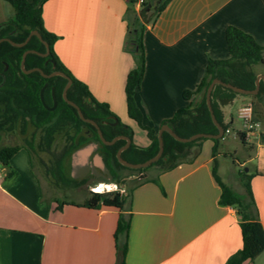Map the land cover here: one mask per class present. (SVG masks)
Here are the masks:
<instances>
[{
    "label": "crops",
    "instance_id": "0c3cea01",
    "mask_svg": "<svg viewBox=\"0 0 264 264\" xmlns=\"http://www.w3.org/2000/svg\"><path fill=\"white\" fill-rule=\"evenodd\" d=\"M140 7V0H45L41 14L45 29L57 35L53 50L63 65L132 129L135 144L147 146L145 130L128 116L124 92L126 75L134 66L125 49L126 34ZM148 15L147 23L141 21L144 72L135 101L142 123L156 131L195 101L197 93L189 99L182 93L200 83L208 59L229 56L228 25L264 45V0H170L159 13ZM251 68L255 76L264 74V57ZM247 98L237 93L219 108L231 121V132L229 106L238 101L240 118L239 106L252 104V127L243 123L235 133H243L242 148L250 150L244 165L253 174L250 186L264 231V110ZM212 144L202 141L194 160L158 171L159 184L140 181L129 189L121 210L129 215L124 264H226L241 248L237 209L218 202L221 190L212 173ZM9 169L14 172L5 176ZM215 171L218 175L216 162ZM118 213L116 208L74 204L57 208L53 199L44 200L30 153L22 146L8 167L1 165L0 264H116ZM241 264H264V250Z\"/></svg>",
    "mask_w": 264,
    "mask_h": 264
},
{
    "label": "trees",
    "instance_id": "16d2710c",
    "mask_svg": "<svg viewBox=\"0 0 264 264\" xmlns=\"http://www.w3.org/2000/svg\"><path fill=\"white\" fill-rule=\"evenodd\" d=\"M13 8V18L0 23V37H9L15 42H21L25 39L30 30L36 29L44 41L49 45L47 56H41L37 53H28L25 57V68L34 66L41 67L44 72L50 70H61L68 75L72 83L67 91V97L74 101L80 107L84 116L98 122L105 139H111L120 132V127H124L127 135L132 139V129L123 124L119 118L112 113L108 105L97 101L89 91L87 85L75 78L67 67L63 65L53 50V43L57 35L45 29L42 19V4L45 0H4ZM170 0H161L153 14L159 13ZM141 5L146 4L147 0H140ZM144 24L139 17L135 15L128 26L126 34L125 49L130 52L134 58V66L130 69L125 78L124 92L126 100V109L128 116L132 118L137 125L144 129L149 144L139 146L133 142L122 150L121 156L131 162H140L154 155L158 149L157 131L142 123V112L135 101V91L139 87L144 72V47L142 40V31ZM225 39L228 46L229 56L223 59L209 58L205 74L200 83L194 90H184L182 95L189 99L194 93H201L200 99L194 104L191 102L178 109L171 118L163 122L173 129V131L182 137L190 136L196 132L216 133L217 128L212 121L205 93L209 82L214 77L223 81L230 82L242 88H254L255 73L251 65L264 57V45L259 44L248 32L234 26L228 25L225 29ZM25 49H35L40 52L45 51V45L36 36L32 35L27 43L21 47L12 45L9 41L0 42V137L5 129H14L17 125H25L31 122L35 127H41L44 135V144L49 146L53 135L65 128H73L72 140L56 163V174L63 183H76V179L70 174L65 173L66 160L69 154L77 147L96 141L100 152L110 158L116 167H125L116 158L117 148L124 142L117 140L111 145L101 142L96 128L90 123L81 119L77 110L68 104L62 97V88L66 79L62 76L51 78L42 77L38 71L24 73L20 68L22 52ZM45 81L54 86V94L57 104L54 109L48 110L40 99L39 91ZM237 92L220 84H215L211 91V106L216 117L224 130L229 128L231 121H226L219 108V98L233 97ZM252 100L255 99L264 105V83L260 80L257 93L247 94ZM43 97L46 103L50 102V90L44 91ZM117 119V124L108 126L101 124L100 120ZM243 144V133L237 132ZM76 138V139H75ZM199 137L190 141H179L170 135L167 131L162 132L163 152L162 155L150 165L141 168H130L142 171L152 166L159 167V172L173 168L182 162H191L198 155L202 139ZM212 140L211 155L214 160L212 173L214 179L220 187V197L218 202L221 205H230L237 209L239 214V225L242 235V246L233 253L226 264H241L247 259H253L262 250H264V231L261 223L258 221L255 209V201L250 186L252 173L240 171L241 181L244 186V193L237 194L229 184L224 182L216 174L215 162L218 154L220 138H210ZM132 141V140H131ZM25 146L31 156L32 144H14L0 146V165L9 166V160L17 150ZM224 154V153H223ZM127 167V166H126ZM14 171L7 170L5 176H10ZM116 173L113 175V177ZM158 182V174L154 177L145 178L142 181ZM129 192V191H128ZM129 193L119 191L112 192H92L82 202L58 200L55 198L57 208L63 204H74L93 209L102 207L116 208L119 210L116 227L113 234L115 248L118 253L116 264H124V256L127 249L126 236L129 225V215H124L121 210L124 209L128 200ZM123 238V239H122Z\"/></svg>",
    "mask_w": 264,
    "mask_h": 264
},
{
    "label": "rangeland",
    "instance_id": "374dc122",
    "mask_svg": "<svg viewBox=\"0 0 264 264\" xmlns=\"http://www.w3.org/2000/svg\"><path fill=\"white\" fill-rule=\"evenodd\" d=\"M12 18V6L8 2L0 0V23ZM200 96L201 93H198L195 101L191 103L194 104L198 99H200ZM247 100L251 101L249 98H247ZM255 102L256 106L253 107H256L259 110H264L263 103L254 100V105ZM237 106L238 101L229 106L234 119L233 131L227 133L223 138H220L216 166L218 175L225 182H227L237 194L242 196L244 193V186L241 181L240 171H246L245 168H247L248 164H244L250 154V150H244L242 148V142L235 133L236 130L242 129L243 126V121L236 115ZM43 135L44 132L42 128L35 127V125L31 122H27L22 126L19 124L14 129L7 128L1 133L0 146L14 144L24 145L26 142H31L32 167L40 182L42 198L46 201L52 199L55 201V198L66 201H82L89 195L90 185L104 181H113L117 183L118 187H123L124 190L122 193H128L129 189L133 185L145 178L156 175L159 171V167L157 166H152L142 171L130 169L126 166H120L117 167L116 175L112 178L108 176L105 177L106 179H98V181H95L89 177V180L85 182L82 177H79L75 178L77 181L76 183H63L55 173V167L59 157L63 153V150H65L68 144L72 141L70 136L73 135V128L66 126L56 132L53 135L49 146L44 144ZM202 141H211V139L206 137L202 139ZM240 162L242 164H240ZM65 173L69 175L67 169H65ZM87 176L88 175H85L84 177ZM83 184L85 185L83 186Z\"/></svg>",
    "mask_w": 264,
    "mask_h": 264
},
{
    "label": "water",
    "instance_id": "95a60500",
    "mask_svg": "<svg viewBox=\"0 0 264 264\" xmlns=\"http://www.w3.org/2000/svg\"><path fill=\"white\" fill-rule=\"evenodd\" d=\"M160 1L161 0H155L154 2H147L146 4L141 5L140 10H139V17L143 23H147L149 21L150 15H148V12L149 11L153 12L157 8V5L159 4ZM32 35H36L40 39V41L43 42V44L45 45V51L40 52V51L35 50V49L24 50L22 53V56H21V61H20L21 69L24 72H31V71L37 70L43 76H50V75H54V74L64 76L67 79V82H66V84L63 88V91H62L63 99L68 104L75 107V109L77 110V113L81 119H83L84 121L89 122L95 126L97 133H98V136H99V139L101 140L102 143L111 145L118 138H124L126 140V143L117 149L116 158L122 165L130 167V168L146 167V166L150 165L152 162L156 161L162 155V152H163L162 132L163 131H167L170 135H172L175 139H177L179 141H190V140H193V139H196L199 137L221 138L223 135L224 129L220 125V123L216 120V117L214 115V112H213V109L211 106V91H212V88L215 84H220L224 87L230 88L237 93L255 94V93H257V91L259 89L260 80L264 83V74H257L255 76V79H254L255 85H254V88H252V89L242 88V87L236 86L230 82L223 81L222 79H220L218 77L212 78V80L209 82V84L206 88L205 99H206V103H207L212 121L217 128V132L216 133L196 132V133L191 134L190 136L182 137V136H179L178 134H176L173 131V129L168 125V123H163L160 125V127L157 130L158 149H157L156 153L154 155H152L151 157L145 159L144 161L131 162V161L124 159L121 156L122 150L126 149L130 145V138L128 136H124V135H116L112 139H109V140L105 139L98 123L95 120L84 116V114L82 113L78 104H76L74 101L70 100L67 97V95H66L67 88L71 84V78L68 75H66L63 71H60V70H55V71H52L50 74H46L39 67H32L29 69H26L24 67L25 57L28 53H30V52L37 53L41 56H47L49 53L48 43L42 39L41 34L36 29L30 30L28 35L21 42H15L12 39H10L9 37H1L0 42L6 40V41H9L12 45L22 46L25 43H27V41L31 38ZM44 87H45V84L40 89V92H39L40 93V99H41L43 105H45V107L52 108V107L46 106V104L44 102V97H43ZM53 99H54V95H53ZM231 101H232V97L219 98V102L221 104H226V103L231 102ZM55 104H56V102L54 99L53 106ZM116 123H117V119H114L112 124H116ZM97 147H98V143L96 141H90L88 143H85V144L77 147L76 149H74L69 154V156L66 160V168H67V171L70 174V176H72L74 178L82 177L89 170H92L94 173H97V171L94 167L95 165H98L99 167H101L106 172L108 171L107 168L104 166L102 155L98 152ZM245 170H246V168H245ZM109 177L112 178L110 175H109Z\"/></svg>",
    "mask_w": 264,
    "mask_h": 264
},
{
    "label": "flooded vegetation",
    "instance_id": "af4514ba",
    "mask_svg": "<svg viewBox=\"0 0 264 264\" xmlns=\"http://www.w3.org/2000/svg\"><path fill=\"white\" fill-rule=\"evenodd\" d=\"M28 35V34H27ZM1 38V37H0ZM26 44V43H25ZM24 44V45H25ZM15 46V45H14ZM23 46V45H22ZM17 47H21V46H17ZM26 50V49H25ZM23 53V52H22ZM31 53V52H30ZM22 56V55H21ZM21 61V60H20ZM24 67H25V61H24ZM34 67H38V66H34ZM21 68V67H20ZM30 68H32V67H30ZM39 68H41V67H39ZM26 69H29V68H26ZM22 70V69H21ZM41 70H42V68H41ZM55 70H58V69H55ZM55 70H50V71H48V72H44L43 70V72L44 73H46V74H50L52 71H55ZM23 71V70H22ZM34 71H37V70H34ZM61 71V70H60ZM24 72V71H23ZM31 72H33V71H31ZM31 72H24V73H31ZM39 72V71H38ZM40 73V72H39ZM41 74V73H40ZM41 76L42 77H45V78H51V77H54V76H57V74H54V75H50V76H43L42 74H41ZM58 76H61V75H58ZM62 77H64V76H62ZM65 78V77H64ZM66 79V78H65ZM66 82H67V79H66ZM66 82H65V84H66ZM71 83H72V80H71ZM45 84V87H44V90H43V93H44V91L45 90H47V88H49V90H50V102H49V100H48V103H46L45 102V100H44V102H45V104H46V106H48V107H52V108H47L48 110H52V109H54L55 108V106H56V104H57V101H56V98H55V94H54V86L53 85H51V84H49V82L48 81H45L44 83H43V85ZM65 84H64V86H65ZM42 85V86H43ZM71 85V84H70ZM70 85L68 86V88H67V91H68V89H69V87H70ZM41 86V87H42ZM64 86H63V88H64ZM63 88H62V91H63ZM41 89V88H40ZM40 92V91H39ZM39 95H40V93H39ZM53 95H54V99H55V102H56V104L53 106V101H54V99H53ZM66 95H67V92H66ZM63 97V96H62ZM43 104V103H42ZM45 106V105H44ZM114 121V119H105V120H100V122H101V124H107L108 126H114V125H116V124H112V122ZM97 122V121H96ZM118 122V121H117ZM89 123V122H88ZM98 123V122H97ZM91 124V123H90ZM124 124V123H123ZM92 125V124H91ZM99 125V124H98ZM126 125V124H125ZM94 126V125H93ZM95 127V126H94ZM125 128L124 127H120V132L118 133V134H116V135H124V136H128L127 135V133L125 132ZM98 134V133H97ZM115 135V136H116ZM114 137V136H113ZM112 137V138H113ZM129 137V136H128ZM111 138V139H112ZM130 138V137H129ZM107 140H109V139H107ZM117 140H123L124 142L120 145V146H122V145H124L125 143H126V140L124 139V138H118ZM116 140V141H117ZM132 139L130 138V143L131 142H133V141H131ZM134 143V142H133ZM108 145V144H107ZM98 146H99V144H98ZM119 146V147H120ZM118 147V148H119ZM117 148V149H118ZM97 150H98V152L102 155V159H103V163H104V166L107 168V172L106 171H104L101 167H99L98 165H95L94 167H95V169H96V171H97V173H94L92 170H89L85 175H88L87 177H84V176H82V178L84 179L83 181H85V182H87L88 180H89V177L91 178V179H94L95 181H98V179H106L105 177H108L109 175L111 176V177H113V175L117 172L116 170H117V167H116V165L112 162V160L110 159V158H108L107 156H105V154L103 153V152H100L99 151V149H98V147H97ZM117 151V150H116ZM115 155H116V153H115ZM120 163V162H119ZM81 178V177H80Z\"/></svg>",
    "mask_w": 264,
    "mask_h": 264
},
{
    "label": "built area",
    "instance_id": "2783aa9c",
    "mask_svg": "<svg viewBox=\"0 0 264 264\" xmlns=\"http://www.w3.org/2000/svg\"><path fill=\"white\" fill-rule=\"evenodd\" d=\"M238 115L243 120L244 126L247 128L252 127L251 119H252V104L250 102L244 103L238 108ZM230 130L227 128L224 130L223 135L221 138H223L227 133H229ZM90 191L92 192H112V191H119L123 192V187H118L117 183L113 181H104V182H97L93 185L89 186Z\"/></svg>",
    "mask_w": 264,
    "mask_h": 264
}]
</instances>
